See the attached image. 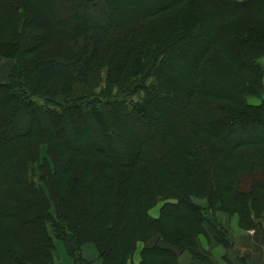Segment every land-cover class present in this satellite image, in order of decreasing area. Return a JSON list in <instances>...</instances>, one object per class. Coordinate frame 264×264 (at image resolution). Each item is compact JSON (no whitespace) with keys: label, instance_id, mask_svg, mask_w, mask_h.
Returning <instances> with one entry per match:
<instances>
[{"label":"trees","instance_id":"1","mask_svg":"<svg viewBox=\"0 0 264 264\" xmlns=\"http://www.w3.org/2000/svg\"><path fill=\"white\" fill-rule=\"evenodd\" d=\"M0 56V264L204 261L219 214L264 229V0H0Z\"/></svg>","mask_w":264,"mask_h":264},{"label":"crops","instance_id":"2","mask_svg":"<svg viewBox=\"0 0 264 264\" xmlns=\"http://www.w3.org/2000/svg\"><path fill=\"white\" fill-rule=\"evenodd\" d=\"M162 206L163 204H159L154 207L150 211V215L158 218L161 214ZM238 216V214L234 216L219 214L218 216L233 241L231 246L217 242L215 240V231L211 228L208 229V236L201 235L199 238V245L201 250L206 253V259L197 261L190 253L185 252L179 255L177 264H264V229L245 230L241 227L240 217ZM144 246L142 242L138 244L133 258L135 264H141ZM96 248L92 243L85 244L82 247L83 259L90 263L101 264ZM67 258V264H74L70 260L68 253ZM55 264H60L57 257L55 258Z\"/></svg>","mask_w":264,"mask_h":264},{"label":"rangeland","instance_id":"3","mask_svg":"<svg viewBox=\"0 0 264 264\" xmlns=\"http://www.w3.org/2000/svg\"><path fill=\"white\" fill-rule=\"evenodd\" d=\"M261 63L262 65H264V59L261 60ZM14 66H15V61L13 59L0 56V81H6V79L9 78L11 72L13 71ZM263 101H264V95H253L248 97V102L253 105H259ZM46 155H47L46 151L45 149H43L41 154L42 161H44L47 158ZM56 246H57V250L55 256L58 258V262H60V264H67L68 258L64 244L60 241H57Z\"/></svg>","mask_w":264,"mask_h":264}]
</instances>
